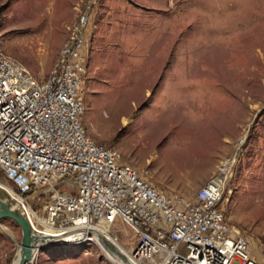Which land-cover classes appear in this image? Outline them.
Segmentation results:
<instances>
[{
    "label": "rangeland",
    "instance_id": "374dc122",
    "mask_svg": "<svg viewBox=\"0 0 264 264\" xmlns=\"http://www.w3.org/2000/svg\"><path fill=\"white\" fill-rule=\"evenodd\" d=\"M87 1L0 0V46L36 79L47 81ZM95 2L79 91L87 133L159 191L190 200L224 159L236 157L222 208L259 257L264 0ZM0 184L20 201L3 173ZM69 189L66 184L56 190ZM30 202L37 210L43 206L36 198ZM105 234L127 254L136 244L122 221ZM22 238L14 221L0 220V264H13ZM42 244L29 264H117L99 243Z\"/></svg>",
    "mask_w": 264,
    "mask_h": 264
},
{
    "label": "built area",
    "instance_id": "2783aa9c",
    "mask_svg": "<svg viewBox=\"0 0 264 264\" xmlns=\"http://www.w3.org/2000/svg\"><path fill=\"white\" fill-rule=\"evenodd\" d=\"M96 4H84L45 82L0 46V173L36 237L72 233L82 239L46 246L98 244L101 228L111 232L122 221L136 236L129 251L133 264H264V253L253 254L222 208L236 157L224 159L190 200L159 191L87 133L79 91L87 72L85 33ZM66 184L68 191L56 190ZM31 198L43 203L41 209Z\"/></svg>",
    "mask_w": 264,
    "mask_h": 264
},
{
    "label": "water",
    "instance_id": "95a60500",
    "mask_svg": "<svg viewBox=\"0 0 264 264\" xmlns=\"http://www.w3.org/2000/svg\"><path fill=\"white\" fill-rule=\"evenodd\" d=\"M11 204L12 201L9 200L3 189L0 188V220H12L21 228L23 238L18 254L21 253L22 259L19 264H29L34 261L32 251L39 243L40 239L34 234L28 218L21 211L12 209ZM40 250H42V248H40L39 251ZM15 261L16 259L13 264H15Z\"/></svg>",
    "mask_w": 264,
    "mask_h": 264
},
{
    "label": "bare ground",
    "instance_id": "6f19581e",
    "mask_svg": "<svg viewBox=\"0 0 264 264\" xmlns=\"http://www.w3.org/2000/svg\"><path fill=\"white\" fill-rule=\"evenodd\" d=\"M213 120H208V123L209 122L212 123L211 121H213ZM4 187L0 184V188L3 189V191L5 192V194L7 195V197L9 198V200L12 201L11 208L12 209H15V210H19L22 213H24V209L22 210V203L20 201H18V200H15L14 197L10 193H7V188L4 189ZM40 222L44 223L45 221L40 220ZM100 231H101V235L100 234H97L96 235L97 236L98 243L102 246L103 249L107 250V252L109 253L108 255H110V257L112 256L114 262L117 263V264H133L131 262V260H130V254H127L124 251H122L112 240H110L109 238H107V236H106L105 233H108V230L107 229H104V228H101ZM39 237H41V236H39ZM42 238L43 239H40L39 243L35 246V248L32 251L33 258L35 256V254L37 255V252H38V250L40 248L39 245L41 243H43V244L46 245V243H45L46 241H51V240L52 241H56V240H59V239H62L65 242H69L70 240L79 241V240L82 239V235H74L73 236L72 233H70V234L68 233V234L63 235V236H60L58 238H50V237H45V238L42 237ZM21 259H22V255H21V253H19L17 255L15 264H19V262L21 261Z\"/></svg>",
    "mask_w": 264,
    "mask_h": 264
}]
</instances>
